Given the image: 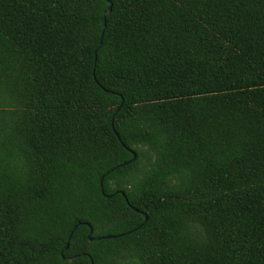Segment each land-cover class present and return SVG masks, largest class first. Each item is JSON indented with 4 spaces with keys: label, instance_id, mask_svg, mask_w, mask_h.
Instances as JSON below:
<instances>
[{
    "label": "trees",
    "instance_id": "1",
    "mask_svg": "<svg viewBox=\"0 0 264 264\" xmlns=\"http://www.w3.org/2000/svg\"><path fill=\"white\" fill-rule=\"evenodd\" d=\"M110 1L0 0V264H264V0Z\"/></svg>",
    "mask_w": 264,
    "mask_h": 264
},
{
    "label": "water",
    "instance_id": "2",
    "mask_svg": "<svg viewBox=\"0 0 264 264\" xmlns=\"http://www.w3.org/2000/svg\"><path fill=\"white\" fill-rule=\"evenodd\" d=\"M108 1V8H107V10L105 11V13H104V15H105V17L106 16H108L111 12H112V10H113V3L110 1V0H107ZM105 27H106V24L104 25V29H105ZM97 53V52H96ZM133 153V159L131 160V161H134L135 159H136V157H137V155L134 153V152H132ZM101 187H103V178H102V180H101ZM118 193H120L121 195H125L124 194V192H118ZM113 195H110L109 197H112ZM134 209V211L135 212H137V213H140V210H138V209H136V208H133ZM144 216H145V218L146 219H148V216L146 215V214H144ZM92 233H93V231H92V229L90 230V232H89V234H88V240L91 242V241H95V240H101L102 239V237H92ZM105 238H112V236H107V237H105ZM69 248V242L66 244V246L62 249V257H63V259L65 260V261H70V262H73L75 259H77L79 256H74V257H71V258H66V257H64V255H63V253L67 250Z\"/></svg>",
    "mask_w": 264,
    "mask_h": 264
}]
</instances>
